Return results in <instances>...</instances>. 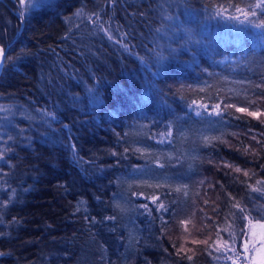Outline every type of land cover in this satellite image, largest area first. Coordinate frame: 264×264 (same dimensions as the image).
<instances>
[{"label": "trees", "instance_id": "16d2710c", "mask_svg": "<svg viewBox=\"0 0 264 264\" xmlns=\"http://www.w3.org/2000/svg\"><path fill=\"white\" fill-rule=\"evenodd\" d=\"M0 50V264H241L264 0H0Z\"/></svg>", "mask_w": 264, "mask_h": 264}, {"label": "rangeland", "instance_id": "374dc122", "mask_svg": "<svg viewBox=\"0 0 264 264\" xmlns=\"http://www.w3.org/2000/svg\"><path fill=\"white\" fill-rule=\"evenodd\" d=\"M43 1L45 0H23L27 9L28 7L38 5L39 3H42ZM182 139L183 138H181V140ZM181 146L182 147H180V149L178 150H175V148H171V150L169 151L167 150V156L170 157L167 159L170 161L172 160L175 163H180L181 161L185 162L186 160H188L187 158L191 156V151L189 148H187V146L185 145V142H182ZM173 152H175V154ZM173 157L175 158L172 159ZM132 173L134 174H132L133 176L129 177L128 182L138 181V180L143 181L153 176L150 169L142 168V167L138 168L136 171ZM120 197L126 198V195L124 196L121 195ZM191 219H193V217ZM261 224H264V221L258 220V219L249 220L246 226L247 235H244L243 243L246 240L251 242L253 239H255L257 247H259V240L264 239V227H260ZM250 225H251V231L249 230ZM253 233H254V236H253ZM180 235H181V238L183 240L185 247L192 249L195 246L196 239L199 236V232L196 230L194 223H192L191 225H189L188 223H184V225H182ZM253 255L257 256V260L258 262H260V264H264V252H261L259 254L245 253L244 248H243V259L241 260V264H251V257Z\"/></svg>", "mask_w": 264, "mask_h": 264}, {"label": "snow or ice", "instance_id": "6c2138e0", "mask_svg": "<svg viewBox=\"0 0 264 264\" xmlns=\"http://www.w3.org/2000/svg\"><path fill=\"white\" fill-rule=\"evenodd\" d=\"M238 111H245V109H238ZM250 115H255V113H249ZM237 171H239V169H237ZM242 212L244 210H241ZM260 220H264V216H260L259 217ZM260 227H264V224H261ZM249 230L251 231V225H250V228ZM239 235L241 236H244V235H247V233H245L243 230H241L239 232ZM253 236H254V233H253ZM235 236L232 237V243H233V251L235 250L234 246H235ZM242 247L244 248V252L245 253H261V252H264V239H260L259 240V247H257V244H256V241L255 239H253L251 242L249 241H244V243L242 244ZM219 250V249H218ZM238 255V258H240L239 254ZM190 259V257H189ZM251 264H260V262H258L257 260V256L256 255H253L251 257Z\"/></svg>", "mask_w": 264, "mask_h": 264}, {"label": "water", "instance_id": "95a60500", "mask_svg": "<svg viewBox=\"0 0 264 264\" xmlns=\"http://www.w3.org/2000/svg\"><path fill=\"white\" fill-rule=\"evenodd\" d=\"M2 67H3V56H2V52L0 50V73L2 71Z\"/></svg>", "mask_w": 264, "mask_h": 264}]
</instances>
